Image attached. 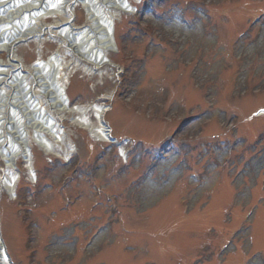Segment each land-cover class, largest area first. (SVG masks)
<instances>
[{
    "label": "rangeland",
    "instance_id": "rangeland-1",
    "mask_svg": "<svg viewBox=\"0 0 264 264\" xmlns=\"http://www.w3.org/2000/svg\"><path fill=\"white\" fill-rule=\"evenodd\" d=\"M129 2L134 13H121L114 22L115 46L106 54L113 64L96 72L84 63L76 66L75 57L48 34L21 42L16 54L29 67L58 50V66L70 65L72 71L65 91L70 104L93 105L112 96L107 122L114 134L154 142L147 147L153 152L141 153L140 144L128 152L127 145V155L120 157L116 147L96 140L74 123L75 115L62 111L40 115L44 123L46 117L47 123L61 124V141L42 128L49 124L39 123L37 134L18 125L37 177L30 178L22 156L16 158L22 175L17 192L0 197V230L9 255L16 264H189L192 254L201 264H261L252 255L264 257V205L249 227L241 216L251 204L264 202V119L243 124L264 106V0ZM82 5L69 6L70 26L84 24ZM180 16L192 25L181 24ZM242 31L246 34L237 37ZM8 57L0 51V61ZM87 117L96 122L92 112ZM226 137L234 152L224 164ZM164 140L170 141L166 147ZM43 142L57 152L44 154L38 145ZM69 147L76 155L61 165L57 156L65 158ZM3 168L0 158V174ZM189 170L196 172L198 188L187 179ZM171 183L181 184V190ZM183 195L184 204L196 196L209 199L181 211ZM104 223L106 231L75 254ZM237 226H242L238 242L227 248L226 258L236 255L218 260L214 253Z\"/></svg>",
    "mask_w": 264,
    "mask_h": 264
},
{
    "label": "bare ground",
    "instance_id": "bare-ground-1",
    "mask_svg": "<svg viewBox=\"0 0 264 264\" xmlns=\"http://www.w3.org/2000/svg\"><path fill=\"white\" fill-rule=\"evenodd\" d=\"M78 1L86 8V20L83 25L72 27L69 25V6ZM129 1L0 0V51H5L9 55L4 62L0 61V146L4 145V141L9 145L6 147L8 150H0V154L6 166L9 168L16 166L14 160L20 154L25 159L27 168L32 169L33 162H28L32 159L31 154L28 155L30 150L26 149L29 141L27 142L25 137L16 131L18 125L33 128L37 134L39 123L41 125L44 123V117H40L43 112L62 111L74 114L76 116L74 123L78 127L96 138H102L100 121L106 110L102 106H93L90 109L84 105H70L65 92L72 74L70 65L59 67L57 63L60 62V56L52 54L48 61L43 62L38 58L35 64L23 66L24 61L15 53L19 44L34 38L39 40V37L48 34L59 39L60 46L67 50L72 59L75 57L76 66L84 63L83 68L91 66V70L100 69L108 62L112 64L106 54L115 46L114 22L121 13H133ZM50 19L53 22L47 24L46 21ZM62 90L65 97L61 93ZM13 105L17 106V111ZM89 110L93 112L96 123L86 116ZM45 123L49 126L43 125L42 128L48 129L49 135L59 140L60 134L52 127L53 121L47 123L45 117ZM6 134L12 137L6 140ZM35 140L39 143L38 136ZM21 143L24 147L20 150ZM43 144L45 150L49 152L54 150L51 144L47 142ZM9 172L7 169L6 175L0 179V190L11 194L14 193L19 178L10 175ZM3 247L0 236V264H8Z\"/></svg>",
    "mask_w": 264,
    "mask_h": 264
}]
</instances>
